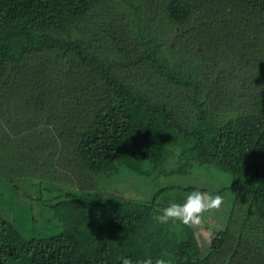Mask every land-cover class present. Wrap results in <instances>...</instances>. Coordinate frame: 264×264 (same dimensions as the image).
I'll return each mask as SVG.
<instances>
[{"label": "trees", "instance_id": "trees-1", "mask_svg": "<svg viewBox=\"0 0 264 264\" xmlns=\"http://www.w3.org/2000/svg\"><path fill=\"white\" fill-rule=\"evenodd\" d=\"M258 25L264 0H0V182L46 190L51 199L34 198L55 220L24 238L0 217V264H135L163 251L172 264H264ZM225 89L229 105L215 111L207 99ZM61 160L72 187L55 186ZM209 169L227 185L185 188L231 198L206 254L193 226L153 219L172 187L138 202L98 192L121 174Z\"/></svg>", "mask_w": 264, "mask_h": 264}, {"label": "rangeland", "instance_id": "rangeland-1", "mask_svg": "<svg viewBox=\"0 0 264 264\" xmlns=\"http://www.w3.org/2000/svg\"><path fill=\"white\" fill-rule=\"evenodd\" d=\"M224 20H226L224 22V26H226L229 23L228 20H230V16L228 15L224 18ZM230 23H234V25L241 28L236 22ZM176 29L177 27H174V30ZM257 30L264 34V28L260 27V25H258ZM1 76L2 72L0 73V79ZM135 77H137V75ZM204 83L209 84L207 82ZM226 93H228L226 89L223 92L222 90H214L209 95L207 99L209 102L212 103L213 100H215L217 103L219 100L215 111H222L229 105V97ZM221 104L222 107L218 109ZM176 156L177 153L174 152L173 156L168 161L169 163H165L162 168L166 171L171 170L177 163ZM53 168L56 172L55 177L58 174V177L61 179L60 183H57L56 181L54 182L56 184V188L63 189V187H68L69 185L72 187L71 184L65 183V179L62 180V177H68L73 168L69 165L67 166L66 162L63 160H61L60 164H54ZM156 173L146 178L125 177V174H121V176L117 177L114 176L112 178H105L102 179L98 192L116 196L120 199L138 202L146 199L149 200L154 190L172 187L173 190L165 191L157 201L159 205L167 206L174 201H176V203H183L186 194L192 192L185 191L186 187L193 186L198 189L211 188L215 190L217 188L225 187L228 182L227 178H224L223 175L212 171V169L194 170L187 177L171 175L166 177L157 176L156 178H153ZM61 182L63 183L61 184ZM18 183L19 182L17 181L12 183L5 181L0 182V217L3 220L9 221L24 238L45 235L48 228H53L55 220L51 219V210L44 207L49 206V204L46 203V205L42 206V204L36 199L39 196L38 198H40L41 201L42 199L49 200L51 199V196L43 195L46 190L43 189L40 191V189H38V185H36V188L31 187L30 182L28 181H26L25 184L18 185ZM51 184H53V180L51 181ZM16 185L18 186V189L13 188ZM53 193L54 192H51V194ZM226 194L221 195L224 202L219 210L205 212L203 214L202 223L199 226H193L199 249L203 254H206L211 238L223 231L227 225L228 208L231 198ZM13 206L14 209L12 208ZM47 213H49L48 218L47 216L44 218Z\"/></svg>", "mask_w": 264, "mask_h": 264}, {"label": "clouds", "instance_id": "clouds-1", "mask_svg": "<svg viewBox=\"0 0 264 264\" xmlns=\"http://www.w3.org/2000/svg\"><path fill=\"white\" fill-rule=\"evenodd\" d=\"M223 202V197L220 194L194 190L186 194L183 203L173 202L159 209L153 219L157 224L161 225L169 222H180L190 227L199 226L202 223L203 214L219 210ZM121 264H133V261L130 258L121 257ZM135 264H172V258L168 251H163L155 259L148 256L136 261Z\"/></svg>", "mask_w": 264, "mask_h": 264}]
</instances>
